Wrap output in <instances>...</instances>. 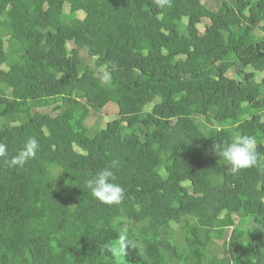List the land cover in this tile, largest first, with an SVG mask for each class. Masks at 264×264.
<instances>
[{
    "label": "trees",
    "instance_id": "trees-1",
    "mask_svg": "<svg viewBox=\"0 0 264 264\" xmlns=\"http://www.w3.org/2000/svg\"><path fill=\"white\" fill-rule=\"evenodd\" d=\"M219 1L0 0V143L40 144L0 159V264H264V0ZM113 162L110 206L88 181Z\"/></svg>",
    "mask_w": 264,
    "mask_h": 264
},
{
    "label": "clouds",
    "instance_id": "clouds-1",
    "mask_svg": "<svg viewBox=\"0 0 264 264\" xmlns=\"http://www.w3.org/2000/svg\"><path fill=\"white\" fill-rule=\"evenodd\" d=\"M156 3L158 7H163L165 0H156ZM39 148L38 140L29 137L23 147L9 158L7 145L0 143V159L6 160L10 167H22L37 156ZM214 151L216 155L223 157L234 173L258 164L257 139L252 135H238L230 143L214 146ZM114 167L115 162L96 172L88 181L92 196L100 203L110 206L121 204L125 198V189L115 182ZM132 243L126 234L121 235L118 252L124 253Z\"/></svg>",
    "mask_w": 264,
    "mask_h": 264
},
{
    "label": "rangeland",
    "instance_id": "rangeland-1",
    "mask_svg": "<svg viewBox=\"0 0 264 264\" xmlns=\"http://www.w3.org/2000/svg\"><path fill=\"white\" fill-rule=\"evenodd\" d=\"M201 3H203L205 6H207L208 8H210V9H216L218 6H219V4H220V1L219 0H201ZM13 12L14 11H12V12H10V15H12L13 14ZM206 21H208V19L207 18H204L203 19V22H206ZM200 28L202 29V25H200ZM254 34L256 35V37L257 38H259V40H258V42H257V45H259V44H261V42L263 43L264 42V33H262V32H259V31H256V30H254ZM259 43V44H258ZM69 46V45H68ZM80 53H81V55H82V57L84 58V60L86 61V62H88V63H90V59L88 58V56H86V53H85V51L84 50H80ZM196 68V67H195ZM230 70H228V72H227V76L228 77H238L237 76V74L234 72V70L233 69H231V68H229ZM100 78H102L101 76H99ZM1 89V88H0ZM99 114V116L100 117H102V119H99V122H103V117L104 116H102V115H105V116H112V115H114L115 114V112H116V107H115V105L113 106V104L111 103V104H107V105H105L103 108H101V110L99 111H97ZM98 115H95L93 118H92V120H90V121H94V120H96L97 121V118L96 117H98ZM69 116V115H68ZM89 121V122H90ZM233 229L232 228H229L228 230H227V232H226V241H230L231 239H232V235H233ZM219 244H221V241H219L218 242ZM226 244H223V242H222V248L223 249H225L226 248Z\"/></svg>",
    "mask_w": 264,
    "mask_h": 264
}]
</instances>
